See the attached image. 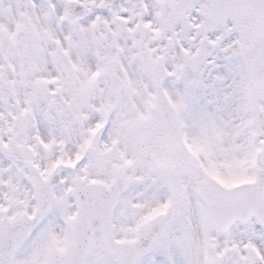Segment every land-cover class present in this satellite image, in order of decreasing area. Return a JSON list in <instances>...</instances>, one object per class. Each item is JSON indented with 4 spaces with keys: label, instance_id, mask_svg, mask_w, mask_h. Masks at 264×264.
<instances>
[{
    "label": "snow or ice",
    "instance_id": "obj_1",
    "mask_svg": "<svg viewBox=\"0 0 264 264\" xmlns=\"http://www.w3.org/2000/svg\"><path fill=\"white\" fill-rule=\"evenodd\" d=\"M0 264H264V0H0Z\"/></svg>",
    "mask_w": 264,
    "mask_h": 264
}]
</instances>
